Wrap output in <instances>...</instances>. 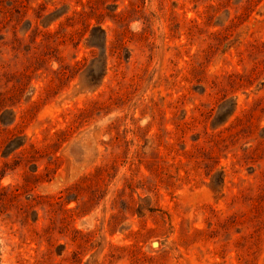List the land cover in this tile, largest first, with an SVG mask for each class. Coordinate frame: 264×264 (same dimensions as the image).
Instances as JSON below:
<instances>
[{
    "label": "rangeland",
    "instance_id": "rangeland-1",
    "mask_svg": "<svg viewBox=\"0 0 264 264\" xmlns=\"http://www.w3.org/2000/svg\"><path fill=\"white\" fill-rule=\"evenodd\" d=\"M0 264H264V0H0Z\"/></svg>",
    "mask_w": 264,
    "mask_h": 264
},
{
    "label": "water",
    "instance_id": "water-1",
    "mask_svg": "<svg viewBox=\"0 0 264 264\" xmlns=\"http://www.w3.org/2000/svg\"><path fill=\"white\" fill-rule=\"evenodd\" d=\"M155 245H157V244H155Z\"/></svg>",
    "mask_w": 264,
    "mask_h": 264
}]
</instances>
